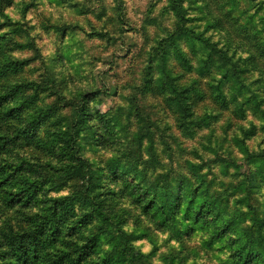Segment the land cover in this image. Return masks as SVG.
<instances>
[{
    "label": "clouds",
    "instance_id": "1",
    "mask_svg": "<svg viewBox=\"0 0 264 264\" xmlns=\"http://www.w3.org/2000/svg\"><path fill=\"white\" fill-rule=\"evenodd\" d=\"M128 2L106 0L109 27L81 24L85 34L127 39L121 50L132 55L119 68L102 55L107 37L92 42L78 33L61 46L71 49L62 64L37 53L44 69L37 83L52 82L66 114L86 113L96 136L77 143L106 189L115 187L110 180L186 185L198 204L222 202L225 220L237 222L233 238L244 243L243 234L264 221V167L249 162L251 152L264 154V0H133L136 11L124 19L134 35L126 38L117 9ZM70 3L78 6L72 15L97 8L88 0H36L34 23H49V4ZM217 120L231 127L218 130ZM253 132L259 147H249Z\"/></svg>",
    "mask_w": 264,
    "mask_h": 264
},
{
    "label": "rangeland",
    "instance_id": "2",
    "mask_svg": "<svg viewBox=\"0 0 264 264\" xmlns=\"http://www.w3.org/2000/svg\"><path fill=\"white\" fill-rule=\"evenodd\" d=\"M88 2L97 8H81L76 15L75 3L63 9L49 4L50 21L38 27L36 0H0V264L57 258L65 264H264V221H257L240 243L233 238L237 222L225 220L222 202L198 204L186 185L177 191L166 178L147 187L142 181L110 180L115 187L106 189L101 170L93 171L89 153L77 143L96 136L86 113L73 109L66 114L68 106L47 86L52 82L37 83L44 75L37 53L62 64L61 56L66 59L71 49L61 46L78 33L92 42L107 37L109 47L102 55L114 57L109 63L117 68L132 55L121 50L127 39L106 31L84 33L81 24L106 28L112 20L106 0ZM132 2L117 9L126 38L134 35L124 19L136 11ZM24 36L29 37L26 43L21 42ZM216 123L218 130L231 127ZM254 138L253 132L251 148L259 147L251 144ZM250 156V163L264 167V154L253 151ZM163 211L167 214L159 219ZM45 232L46 258L32 259L24 253V241L42 240ZM225 251L227 261L221 259Z\"/></svg>",
    "mask_w": 264,
    "mask_h": 264
},
{
    "label": "trees",
    "instance_id": "3",
    "mask_svg": "<svg viewBox=\"0 0 264 264\" xmlns=\"http://www.w3.org/2000/svg\"><path fill=\"white\" fill-rule=\"evenodd\" d=\"M235 71H237L239 73H244L246 70L240 71V70L236 69ZM180 204H181V200L179 201L177 207H179ZM158 213H160V212H158ZM165 214H167V211H163L161 214H158L159 215V219H163V216ZM40 234L42 236V240H37L36 237L35 238L31 237L28 241H24L25 242V247H26V248H24V253L27 252L32 259L36 258V256L39 257L40 255L44 254L42 248L43 247H47V241L49 243V239H46L47 241L45 240V236L48 233L45 232L44 236L42 235V233H40ZM53 240H54V243L57 241L56 238L53 239ZM15 250H16V248H15ZM44 256H45V254H44ZM45 258H46V256H45ZM40 264H65V263H64V261H61L60 258H57L54 261L53 260H48V261L42 260V261H40Z\"/></svg>",
    "mask_w": 264,
    "mask_h": 264
}]
</instances>
